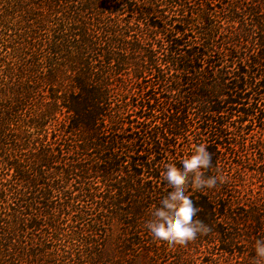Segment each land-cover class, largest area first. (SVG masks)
Here are the masks:
<instances>
[{"label":"trees","instance_id":"1","mask_svg":"<svg viewBox=\"0 0 264 264\" xmlns=\"http://www.w3.org/2000/svg\"><path fill=\"white\" fill-rule=\"evenodd\" d=\"M203 143L211 231L144 225ZM264 237V0H0V264H254Z\"/></svg>","mask_w":264,"mask_h":264},{"label":"clouds","instance_id":"2","mask_svg":"<svg viewBox=\"0 0 264 264\" xmlns=\"http://www.w3.org/2000/svg\"><path fill=\"white\" fill-rule=\"evenodd\" d=\"M212 166L211 154L203 143L194 144L191 154L177 163H164L159 178L164 182L167 194L148 210L149 219L144 227L149 236L165 246H183L206 235L211 229L208 225L194 219L198 209L186 194L190 185L193 191L214 188L220 176H205L202 170ZM254 264H264V237L257 238L253 245Z\"/></svg>","mask_w":264,"mask_h":264}]
</instances>
